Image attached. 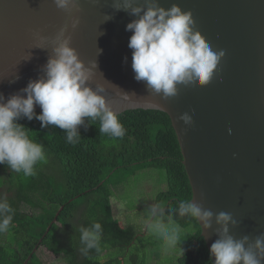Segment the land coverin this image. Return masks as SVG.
<instances>
[{"label":"water","instance_id":"1","mask_svg":"<svg viewBox=\"0 0 264 264\" xmlns=\"http://www.w3.org/2000/svg\"><path fill=\"white\" fill-rule=\"evenodd\" d=\"M114 2L119 0H79L80 11L66 13L52 0H0V93L6 101L42 77L52 40L67 28L79 59L85 65L96 60L92 82L107 89L118 115L131 109L165 112L179 138L193 202L214 214L231 213L238 225L230 234L251 242L264 233V0H158L165 9L175 3L191 11L213 51H225L209 84L179 85L178 95L167 100L134 79L132 32L125 26L138 17L115 11ZM73 15L79 19L75 29ZM106 15L112 18L105 21ZM37 33L47 40L41 44ZM185 112L192 116L191 126L178 119ZM217 227L213 222L211 229H201L208 249L218 238Z\"/></svg>","mask_w":264,"mask_h":264},{"label":"clouds","instance_id":"2","mask_svg":"<svg viewBox=\"0 0 264 264\" xmlns=\"http://www.w3.org/2000/svg\"><path fill=\"white\" fill-rule=\"evenodd\" d=\"M52 2L66 13L80 11L79 0ZM113 9L138 17L129 22L125 30L132 32L128 47L132 49L131 67L134 79L144 82L148 93L160 95L167 100L178 95L179 85L206 86L211 82L225 51H213L211 45L196 30L191 11H182L175 3L165 9L158 0H143V3L140 0H119L114 2ZM106 16L105 21L112 18ZM78 24V17L73 15L71 28L75 29ZM66 31L67 28L62 27L52 40L51 55L43 66L42 77L30 80L26 87L10 95L6 101L0 93V165H6L11 172L24 177L35 176L36 166L47 163V156L44 145L30 138V130L17 122L21 118L28 121L35 118L40 122L41 128H59L65 133L66 142L72 145L82 139L79 127L87 129V126L96 121L99 122L100 135L114 140L126 135L118 113L109 106L105 94L107 89L92 82L93 70L98 67L96 60L85 65L79 59L77 51L71 47V36L65 35ZM36 38L41 44L47 40L38 33ZM33 48L48 49L42 46ZM98 50L99 55L101 50ZM30 58L29 54L24 60ZM18 78L15 77L10 82H15ZM123 95L125 98L130 97ZM36 106L41 109L39 114L35 112ZM178 119L186 126L193 124L188 112L182 113ZM228 132L231 134V129ZM163 190L156 193V202L146 209V227L142 225L138 234L140 237L145 236L149 229L156 237V243L160 240L163 256L183 257V241L180 237L193 229L182 228L178 220L174 219L175 215L188 222L195 221L203 230L211 229L213 222L218 226V238L209 248L214 264H264V233H260L251 242L246 235L235 239L230 234V227L238 225L233 215L223 211L214 214L211 210L204 209L193 202V191L191 200L182 199L178 202L177 199L175 203H178V207L168 211L167 208L173 202L169 199L165 206H161L156 199ZM110 200V207L124 208V202L117 195H113ZM14 214L15 209L7 197L0 196V234L10 230ZM119 216L124 219L123 211ZM79 232L80 243L83 245L80 249L82 254L87 255L90 250L99 251L103 232L101 223L94 222L90 227H80ZM39 246L40 243L37 250Z\"/></svg>","mask_w":264,"mask_h":264},{"label":"trees","instance_id":"3","mask_svg":"<svg viewBox=\"0 0 264 264\" xmlns=\"http://www.w3.org/2000/svg\"><path fill=\"white\" fill-rule=\"evenodd\" d=\"M119 119L126 129L122 139L100 135L96 121L87 129L79 127L82 139L76 145L67 143L65 133L55 126L41 128L35 118L17 121L30 130V138L44 145L47 163L38 164L31 177L0 165V196L15 209L10 230L0 234V264L25 263L40 241L38 250L60 255L66 264H150L147 245L155 241L138 236L142 225L114 219L110 198L118 186L149 168L165 174L167 188L156 199L161 206L170 199L168 211L178 207L177 199L191 200L192 188L178 135L165 112L131 109ZM26 207L40 209L41 214H31ZM174 219L182 228H194L180 237L184 256L157 264H214L198 224L175 215ZM94 222L103 229L99 251L84 255L79 228ZM37 252L27 264H43Z\"/></svg>","mask_w":264,"mask_h":264},{"label":"rangeland","instance_id":"4","mask_svg":"<svg viewBox=\"0 0 264 264\" xmlns=\"http://www.w3.org/2000/svg\"><path fill=\"white\" fill-rule=\"evenodd\" d=\"M140 173V176H132L129 180L125 182V185H121L120 187L116 188L117 190V196L121 201L124 202V208L123 211V217L125 218L126 225H144V219H145V212L146 209L149 207L147 203L152 201V194L155 196L154 191L148 184V179L150 183H152L153 189L156 191L158 190V187L165 182V174L162 170L159 169H146L143 170ZM144 181L142 182V180ZM142 182V183H141ZM141 183V184H140ZM140 186L138 187V185ZM146 185L149 186V191L146 190ZM147 195V196H146ZM141 196V201L146 203L140 204L139 203V197ZM33 201L36 202L35 196H32ZM136 208V213L134 216H132V213L128 212L129 210H132ZM26 210L34 215H40L41 211L40 209L32 210L29 207H26ZM118 215H121L120 211L116 212ZM120 219L121 217L118 216ZM55 223V222H53ZM133 223V224H132ZM146 227V226H145ZM194 229V228H193ZM142 238H149V241H155L156 237L151 234L150 230L148 229V234L145 236H142ZM147 253L150 258H153V260L150 262V264H157L160 261H164L168 259L169 257H165L162 255L160 250V245H147ZM133 249V248H132ZM131 249V251H133ZM37 255L40 256L43 264H66L61 259L60 255H55L52 252L40 248L37 252ZM160 256V259H157L158 256Z\"/></svg>","mask_w":264,"mask_h":264},{"label":"crops","instance_id":"5","mask_svg":"<svg viewBox=\"0 0 264 264\" xmlns=\"http://www.w3.org/2000/svg\"><path fill=\"white\" fill-rule=\"evenodd\" d=\"M144 181V179L142 180V182ZM141 182V183H142ZM140 183V184H141ZM140 184L138 185V187L140 186ZM148 184H149V186L152 188V190L154 191V193H155V195H156V193L158 192V191H160V190H163V189H165L166 188V181L164 182V184H162V185H160L159 187H158V190L156 191L155 189H153V186H152V183H150V181H149V179H148ZM123 185H125V182L123 183ZM149 186L148 185H146V190L147 191H149ZM115 193L117 194V190H115ZM147 196V195H146ZM156 201H155V196H153V194H152V201L151 202H149V203H147L149 206L151 205V204H154ZM139 203L142 205V204H144V203H146V201H144V202H142L141 201V196L139 197ZM111 204V203H110ZM111 211H112V215H113V217H114V219H117V220H119V221H122V222H125V218L124 219H120L118 216V214L116 213L117 211H122V209H119L118 207H116V206H111ZM136 211V208H134V209H132V210H129L128 212H130V213H132V216H134L135 215V212ZM145 216V215H144ZM182 233V232H181ZM160 240L156 243V241H155V244H158V245H160ZM160 250H161V247H160ZM158 256V255H157ZM159 257V259L161 258L160 256H158ZM154 258V257H153ZM153 258H151V259H153ZM167 260V259H166ZM166 260H164V262L166 261Z\"/></svg>","mask_w":264,"mask_h":264}]
</instances>
